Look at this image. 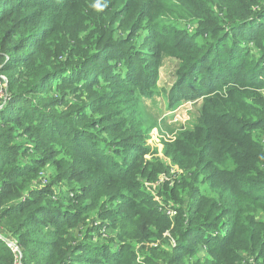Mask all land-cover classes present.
<instances>
[{
	"label": "trees",
	"instance_id": "16d2710c",
	"mask_svg": "<svg viewBox=\"0 0 264 264\" xmlns=\"http://www.w3.org/2000/svg\"><path fill=\"white\" fill-rule=\"evenodd\" d=\"M166 57L168 98L203 99L158 205L167 167L107 108ZM0 75V264H264V0H0Z\"/></svg>",
	"mask_w": 264,
	"mask_h": 264
},
{
	"label": "rangeland",
	"instance_id": "374dc122",
	"mask_svg": "<svg viewBox=\"0 0 264 264\" xmlns=\"http://www.w3.org/2000/svg\"><path fill=\"white\" fill-rule=\"evenodd\" d=\"M177 67L178 61H176V59L168 57L164 58L163 64L159 69V75H157L155 82L148 90V94L141 97V99H138L139 90H137V85L141 81L140 75H138V78H135L134 81L126 82V89L124 90L122 87H117L120 85V80L115 79L117 81H111L113 85L111 88L120 89L116 98L121 103H117L112 107L109 106L107 108V110L120 111L122 113L121 115L130 120L134 127L141 128L143 131L142 144L145 148L142 152L141 159L144 163L155 165L164 163L163 167H167L168 172L160 173L153 181H147L146 179L143 180L146 190L151 192L154 200L159 202L158 205L162 203V200L157 194V188L163 184H168L170 186L174 174L177 175L181 173V170L176 165L171 164L169 157L164 154V144L166 141H173L176 134L178 135V133L182 132L179 130L180 126H192L194 124L195 116L198 114L199 104L203 99L193 101L188 98L186 93L189 91V87H185V89L181 88L179 90L178 93H183V99H181V101L176 98H168V93L171 91L175 82L174 71ZM1 81H5V79L0 75V83ZM198 81H200V79ZM132 82L135 83L133 89L129 87V84ZM107 110L104 109L103 112H109ZM121 115L116 116V118L111 117V120L118 126V122L122 120ZM102 232V239L109 238L108 240H110L112 238L111 230L102 229ZM163 236L162 244L166 248H168L167 246L172 247L173 241L170 240L169 232H165ZM155 244L156 243L153 242H145L142 248L146 249ZM9 245H12V243L9 242ZM199 247L202 253L198 251L197 257H202L201 260H203L208 257V254L203 252L204 246L201 242Z\"/></svg>",
	"mask_w": 264,
	"mask_h": 264
},
{
	"label": "built area",
	"instance_id": "2783aa9c",
	"mask_svg": "<svg viewBox=\"0 0 264 264\" xmlns=\"http://www.w3.org/2000/svg\"><path fill=\"white\" fill-rule=\"evenodd\" d=\"M5 89H6V83H5V81H1V83H0V99L1 98L2 99L0 100V102L2 104L0 105V107H2L4 105V103H5L6 99H7L6 90ZM2 94H3V97H2ZM166 213H167L168 216L172 217L175 212H172L169 209H167ZM12 245H14V244L12 243Z\"/></svg>",
	"mask_w": 264,
	"mask_h": 264
},
{
	"label": "bare ground",
	"instance_id": "6f19581e",
	"mask_svg": "<svg viewBox=\"0 0 264 264\" xmlns=\"http://www.w3.org/2000/svg\"><path fill=\"white\" fill-rule=\"evenodd\" d=\"M36 109V108H35Z\"/></svg>",
	"mask_w": 264,
	"mask_h": 264
}]
</instances>
